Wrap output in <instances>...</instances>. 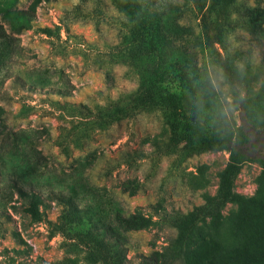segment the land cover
I'll list each match as a JSON object with an SVG mask.
<instances>
[{
  "label": "rangeland",
  "instance_id": "1",
  "mask_svg": "<svg viewBox=\"0 0 264 264\" xmlns=\"http://www.w3.org/2000/svg\"><path fill=\"white\" fill-rule=\"evenodd\" d=\"M154 1L214 46L219 110L234 133L228 149L193 156L183 146L169 151L170 131L158 112L105 130L82 124L81 106L93 110L138 87L130 67L112 63L110 48L120 42L125 17L111 0H0V26L21 46L19 59L0 73V264H104L57 227L72 199L98 208L105 220L114 208L151 218L152 228L124 233L128 264L149 263L175 239L181 215L219 195L233 154L247 161L232 193L253 201L264 220V159L256 151L264 132L248 125L246 88L224 67L257 65L260 50L242 30L220 45L201 11L210 0ZM187 57L188 65L204 62L198 49ZM33 204L40 219L29 212ZM240 210L239 203L227 204L219 221Z\"/></svg>",
  "mask_w": 264,
  "mask_h": 264
},
{
  "label": "trees",
  "instance_id": "2",
  "mask_svg": "<svg viewBox=\"0 0 264 264\" xmlns=\"http://www.w3.org/2000/svg\"><path fill=\"white\" fill-rule=\"evenodd\" d=\"M111 2L125 17L120 42L110 48L112 63L130 67L138 78V87L93 110L81 106L82 124L105 130L138 113L158 112L170 131L169 151L183 146L185 153L193 156L228 149L234 135L232 120L219 110L213 78V74H218L219 61L209 39L181 25L182 17L168 18L170 13L161 10L154 0ZM201 11L220 45L225 43L227 34L242 30L260 50L257 65L228 62L224 67L246 88L244 111L248 125L264 132V0H253V6L241 0H210ZM171 13L175 15L174 11ZM44 33L51 35V30L45 29ZM20 47L19 40L0 26V73L19 59ZM193 48L203 55V64L186 63ZM252 70L256 73L251 75ZM246 161L239 154L232 155L219 195L205 196L204 206L181 215L175 239L144 264H264V220L253 201L232 193L234 178ZM230 203H239L241 210L224 224L219 221L220 212ZM65 205L58 229L66 239L85 247L90 259L96 261L99 257L104 264H128L124 233L155 225L141 212L125 215L114 208L110 221L91 205L73 199ZM29 212L40 219L35 204Z\"/></svg>",
  "mask_w": 264,
  "mask_h": 264
},
{
  "label": "water",
  "instance_id": "3",
  "mask_svg": "<svg viewBox=\"0 0 264 264\" xmlns=\"http://www.w3.org/2000/svg\"><path fill=\"white\" fill-rule=\"evenodd\" d=\"M257 150L259 152L258 158L264 159V137H260L256 142Z\"/></svg>",
  "mask_w": 264,
  "mask_h": 264
},
{
  "label": "flooded vegetation",
  "instance_id": "4",
  "mask_svg": "<svg viewBox=\"0 0 264 264\" xmlns=\"http://www.w3.org/2000/svg\"><path fill=\"white\" fill-rule=\"evenodd\" d=\"M258 152V150H256ZM259 153V152H258Z\"/></svg>",
  "mask_w": 264,
  "mask_h": 264
}]
</instances>
